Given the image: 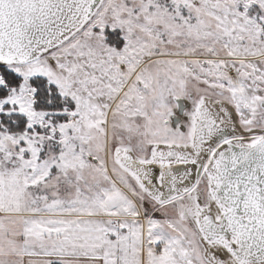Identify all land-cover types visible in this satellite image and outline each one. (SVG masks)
Wrapping results in <instances>:
<instances>
[{
  "label": "snow or ice",
  "instance_id": "1",
  "mask_svg": "<svg viewBox=\"0 0 264 264\" xmlns=\"http://www.w3.org/2000/svg\"><path fill=\"white\" fill-rule=\"evenodd\" d=\"M0 264H264V0H0Z\"/></svg>",
  "mask_w": 264,
  "mask_h": 264
}]
</instances>
